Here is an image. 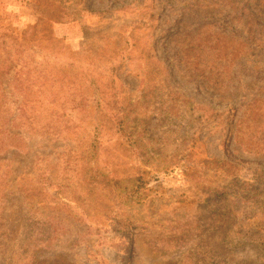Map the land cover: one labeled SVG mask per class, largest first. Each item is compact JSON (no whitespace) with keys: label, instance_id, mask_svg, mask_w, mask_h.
<instances>
[{"label":"rangeland","instance_id":"1","mask_svg":"<svg viewBox=\"0 0 264 264\" xmlns=\"http://www.w3.org/2000/svg\"><path fill=\"white\" fill-rule=\"evenodd\" d=\"M0 264H264V0H0Z\"/></svg>","mask_w":264,"mask_h":264},{"label":"trees","instance_id":"2","mask_svg":"<svg viewBox=\"0 0 264 264\" xmlns=\"http://www.w3.org/2000/svg\"><path fill=\"white\" fill-rule=\"evenodd\" d=\"M115 89L112 90L114 92ZM128 95V94H127ZM102 97L100 99V102L98 103V109L100 112H102V115L107 121H114L117 124V133L125 132L126 128L125 125L127 123V115L126 113L129 112V110L132 107V101L130 99V96L127 97H118L117 94L113 95V101L106 103V101L103 99V95H100ZM77 107V106H76ZM78 108V107H77ZM109 118V119H108ZM124 135L126 133H123ZM126 137L128 135H125ZM125 136H123L125 138ZM91 181L96 182V180L93 178ZM140 181V179H139ZM125 181L117 180L113 178H106L105 184L106 185H113L114 187H123Z\"/></svg>","mask_w":264,"mask_h":264}]
</instances>
